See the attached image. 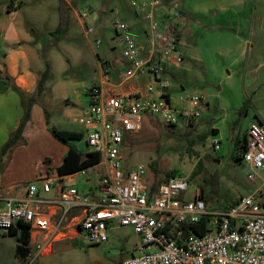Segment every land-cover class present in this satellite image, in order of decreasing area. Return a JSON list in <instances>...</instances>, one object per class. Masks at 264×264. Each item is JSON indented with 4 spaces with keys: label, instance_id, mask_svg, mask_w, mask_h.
<instances>
[{
    "label": "built area",
    "instance_id": "1",
    "mask_svg": "<svg viewBox=\"0 0 264 264\" xmlns=\"http://www.w3.org/2000/svg\"><path fill=\"white\" fill-rule=\"evenodd\" d=\"M134 11L149 22L148 46L134 35L130 23L118 9L113 11L111 28L122 46V56L130 64L124 79L148 75L136 91L105 92L100 85L88 88L89 107L80 117L84 124L85 149L101 153L104 170L95 185L94 198L70 185L72 175L53 191L55 179L40 178L17 194L0 191V231L10 233L19 224L28 227V264L52 254L58 242L79 239L82 233L90 244L106 242L113 224L129 226L140 236L135 251L121 264H264V123L250 122L236 145L235 160L249 166L248 178L258 187L225 209H210L190 180L182 175L146 184L148 167L138 164L124 169L122 150L127 134L139 132L147 116L166 125L190 124L200 116L202 96L185 95L188 107L179 108L170 99L164 78L169 68L180 66L177 20L179 0H132ZM167 11L159 16V9ZM92 9L79 15L88 36L98 27L89 25ZM101 39H96V48ZM104 74L109 70L102 61ZM222 141L213 140L215 151ZM85 170L80 171L84 174ZM79 172V173H80ZM71 182V183H68ZM78 210L76 215L72 213ZM207 216V231L192 233L181 241L184 223H198Z\"/></svg>",
    "mask_w": 264,
    "mask_h": 264
},
{
    "label": "rangeland",
    "instance_id": "2",
    "mask_svg": "<svg viewBox=\"0 0 264 264\" xmlns=\"http://www.w3.org/2000/svg\"><path fill=\"white\" fill-rule=\"evenodd\" d=\"M131 2L132 0H0V39L3 38L2 29L16 27L32 34L36 42H41V52L50 56L51 77L46 83L44 103L49 112V121H60L62 111L66 108L75 112L81 110L79 104L80 99L84 100L81 96L83 86L98 82L96 54L102 60L109 55L110 60L120 61L122 46L111 28L112 10H124V19L128 23L135 22ZM61 4L65 13V20L62 22ZM69 5L75 8V12ZM15 8L17 11L12 13L10 10ZM90 9L91 16L87 18L89 25L97 27L102 22V31L97 30L87 36L79 22V15ZM141 21L144 29L149 31V22L144 18ZM23 35L24 33L21 36ZM96 39H101L102 43L94 50L91 46ZM181 81L185 83L183 79L172 83L175 98L186 95L180 89ZM184 85L190 95L198 92L196 85ZM37 109L42 110V118L46 121L41 103L37 104ZM145 119L139 132L127 134L123 144L122 164L124 169L145 164L148 167L146 184L161 182L166 179L167 172L176 171V175L189 178L188 195L199 189L213 210L232 205L258 186L248 178L249 166L236 162L234 157L237 133L241 125L233 130L231 138L222 139L221 149L215 151L212 147L214 136L207 135L209 130L198 129L197 125L170 126L153 116ZM30 128L18 146H15L24 147L22 149L25 152L20 158L17 156V166L5 170L6 158L0 159V183L16 184L22 189L32 183L38 184V178H46L55 172L59 164L57 154L64 144L51 133L47 134V138L43 133L36 134V130ZM75 144L85 147L83 140L76 141ZM8 159L7 157V162ZM200 161L202 169L196 176H192ZM152 163H156L155 172ZM103 170L102 165H97L85 170L84 174L77 173L72 177L73 182L68 183L86 196L94 198L95 185ZM258 173L264 179V169ZM19 236V233L0 231V264H28L26 257H20L16 251ZM140 241V236L132 227L113 224L106 242L90 244L85 233H82L79 239L56 243L51 255L34 264H121L131 256Z\"/></svg>",
    "mask_w": 264,
    "mask_h": 264
},
{
    "label": "crops",
    "instance_id": "3",
    "mask_svg": "<svg viewBox=\"0 0 264 264\" xmlns=\"http://www.w3.org/2000/svg\"><path fill=\"white\" fill-rule=\"evenodd\" d=\"M179 2L181 15L177 20L178 52L183 55L184 63L169 68L164 76L169 83L167 91L170 99L179 108L188 107V103L180 99L182 95L176 98L173 96L172 83L183 79L185 83L181 81L180 89L186 95L189 93L184 84L196 85L198 92L193 95L202 96L200 116L195 122L183 125L186 127L197 125L198 129L209 130L210 133L207 135L213 134L214 139L219 138L221 141L231 138L233 130L241 125L237 133L238 142L250 122L264 123V0H179ZM69 6L74 11L75 8ZM10 11L16 12L17 8ZM165 11L166 8H160L159 16L161 17ZM132 12L136 17L135 22H129L132 31L138 41L147 47L149 32L141 23L142 16L134 9ZM121 13L125 18L124 10ZM98 18L100 20V17ZM101 25L102 22L97 26L98 31H102ZM2 30L4 33L0 39V159L6 158V170L12 166L16 167L17 156L20 158L25 153L24 147H14L5 156L1 155L2 148L17 130L24 115L22 97L13 85L25 92H34L46 62L48 61L51 66V59L46 52L45 55L44 51L41 52L42 44L39 40L36 42L32 34L16 27ZM21 33L24 35L21 36ZM91 47L94 50L96 48L95 45ZM105 54L108 55L106 51ZM96 56L98 82L83 86L84 92L81 96L84 100L80 99L79 104L81 110L75 112L66 108L62 111L60 121H50L55 128L85 135L86 128L79 119L89 107L87 91L91 86L100 85L105 92L127 93L140 89L150 79L145 74L124 79L122 73L130 64L123 58L122 53L120 61L110 60L109 55L103 60L99 54ZM102 61L106 62V68L109 70L107 76L104 74ZM119 62L121 65H116ZM246 101L248 114L240 117L239 110ZM37 104L32 106L31 121L27 124L24 135L32 127L36 134L43 133L49 138L48 124L42 118V110L37 109ZM66 151V145L59 148L57 154L59 164L56 167L62 163ZM50 177L55 179L53 191L57 190L59 184L66 182L65 179L62 180L65 176H60L56 170ZM16 186L1 182L0 191L14 195L23 189ZM41 258L44 259L45 256Z\"/></svg>",
    "mask_w": 264,
    "mask_h": 264
},
{
    "label": "trees",
    "instance_id": "4",
    "mask_svg": "<svg viewBox=\"0 0 264 264\" xmlns=\"http://www.w3.org/2000/svg\"><path fill=\"white\" fill-rule=\"evenodd\" d=\"M61 22L65 20V13L63 10V5L61 4ZM51 77V66L49 62H46L44 71L40 74L37 86L34 92L28 93L17 86L13 85V88L20 94L23 100V106H24V115L21 120L20 125L18 126L17 130L11 135L7 143L4 145V147L1 150L2 157L5 156L8 152L12 151V149L23 139L24 131L27 126V124L31 121V111L32 106L35 103H41L43 105L44 113L46 122L49 127V131L52 134V136L67 146V151L63 157L62 163L56 168V172L60 176H66L70 174L78 173L82 170H86L92 167H95L100 164L102 157L101 153L97 151H87L85 148H79L75 142L76 141H82L84 139V134L79 132H71V131H63L55 128L54 126H51L49 121V112L48 109L44 106L45 103V96L47 94V88L46 83ZM247 115L248 114V102H244L243 106L239 110V115ZM239 117V118H240ZM126 139L124 140L125 143ZM154 172L157 171L156 163L151 164ZM202 169V162L200 161L199 166L197 169H195L192 173V176H196L200 170ZM177 173L176 171H169L167 172L166 178L175 176ZM202 198L205 200L206 198L202 195ZM234 202L233 204H235ZM232 204V205H233ZM226 207H220V209H225ZM79 211L75 210L71 216L76 215ZM207 216H203L198 223H184L180 226V230L182 231V237H177L176 233H171L170 235L173 238H177L178 241H181L183 237H186L192 233L202 235L207 231L206 225H207ZM11 234L19 233V239L17 244V254L20 257L25 258L29 251V231L28 227L23 225L22 223L19 224V229H13Z\"/></svg>",
    "mask_w": 264,
    "mask_h": 264
}]
</instances>
